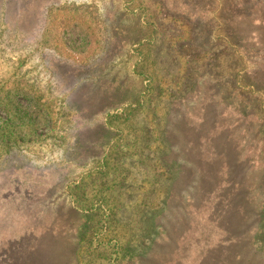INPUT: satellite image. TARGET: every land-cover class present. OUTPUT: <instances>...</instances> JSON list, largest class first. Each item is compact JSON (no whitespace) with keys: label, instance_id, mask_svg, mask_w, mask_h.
<instances>
[{"label":"rangeland","instance_id":"1","mask_svg":"<svg viewBox=\"0 0 264 264\" xmlns=\"http://www.w3.org/2000/svg\"><path fill=\"white\" fill-rule=\"evenodd\" d=\"M161 1L0 0V264H264V0Z\"/></svg>","mask_w":264,"mask_h":264},{"label":"trees","instance_id":"2","mask_svg":"<svg viewBox=\"0 0 264 264\" xmlns=\"http://www.w3.org/2000/svg\"><path fill=\"white\" fill-rule=\"evenodd\" d=\"M159 2H162L161 0H159ZM235 4V5H234ZM237 5L238 3H232V5L228 8L227 11H223V7L222 9H220V11L218 13H216V18H219L220 20H222L223 22H226L225 24H230L232 23V21L235 20V16H237L235 10L237 9ZM264 5V3H263ZM209 8H211V5H208ZM190 8L188 10L189 15H187L190 19L193 18H198V13H203L205 8H199V5H195L192 4L190 5ZM163 10V8H162ZM202 11V12H201ZM245 12L244 15H239L237 18L241 19V20H246L248 15ZM259 27L261 28V30H263L264 32V9L263 11H261L260 15H259ZM209 27L204 23H200L197 24V28H196V35L197 37L195 39H197V41L199 42V47L200 46H205L206 42L209 41L214 35V31L213 33H209ZM213 35V36H212ZM232 39V38H231ZM245 41V40H244ZM230 47H235L237 48V46L239 45L238 41H235L234 38L228 43ZM260 46L262 48V55H261V61L259 62V86H263L262 88H259V92L262 93V99L261 102L259 103V114H261L262 118H264V113H263V109H264V41H260ZM221 48V51L217 52L218 54L215 55V57L213 58V60H217L220 58L221 54L224 53L226 50L224 48V46L222 44L217 45V49ZM216 50V49H215ZM218 51V50H216ZM261 77H263L261 79Z\"/></svg>","mask_w":264,"mask_h":264}]
</instances>
